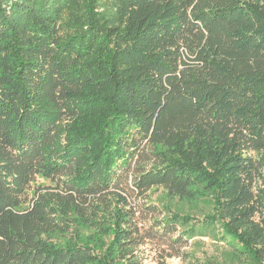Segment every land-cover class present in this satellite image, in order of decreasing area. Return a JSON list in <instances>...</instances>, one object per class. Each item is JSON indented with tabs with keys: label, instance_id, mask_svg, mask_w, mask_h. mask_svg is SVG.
<instances>
[{
	"label": "trees",
	"instance_id": "trees-1",
	"mask_svg": "<svg viewBox=\"0 0 264 264\" xmlns=\"http://www.w3.org/2000/svg\"><path fill=\"white\" fill-rule=\"evenodd\" d=\"M208 232L264 264V0H0V264Z\"/></svg>",
	"mask_w": 264,
	"mask_h": 264
},
{
	"label": "rangeland",
	"instance_id": "rangeland-1",
	"mask_svg": "<svg viewBox=\"0 0 264 264\" xmlns=\"http://www.w3.org/2000/svg\"><path fill=\"white\" fill-rule=\"evenodd\" d=\"M37 184H50L42 178H38ZM131 201L137 202L139 206H145L143 200L148 204H154L162 207L167 205L175 211L182 214H189L197 219H201L203 215L211 210L207 203L190 204L178 199L170 201L166 192L162 188H152L147 193V199L137 197L136 193L130 192ZM167 214L166 212H164ZM162 214L160 218H163ZM154 217V216H152ZM217 234L208 232L205 235L191 238L186 246L174 244L172 247L163 244L162 240L151 241L148 245L139 250L140 263L155 264L157 259L165 256L169 264H203L206 261L211 262H228L232 263V248L217 239Z\"/></svg>",
	"mask_w": 264,
	"mask_h": 264
}]
</instances>
